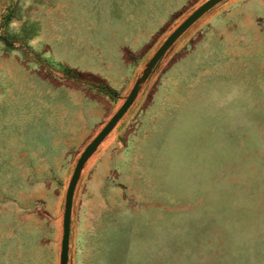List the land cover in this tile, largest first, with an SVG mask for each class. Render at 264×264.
Wrapping results in <instances>:
<instances>
[{
	"label": "rangeland",
	"instance_id": "obj_1",
	"mask_svg": "<svg viewBox=\"0 0 264 264\" xmlns=\"http://www.w3.org/2000/svg\"><path fill=\"white\" fill-rule=\"evenodd\" d=\"M174 1L115 59L97 28L135 26L145 0H0V217L39 212L52 232L78 154L203 0ZM240 1L173 41L84 162L69 264H264V14L233 27Z\"/></svg>",
	"mask_w": 264,
	"mask_h": 264
},
{
	"label": "crops",
	"instance_id": "obj_2",
	"mask_svg": "<svg viewBox=\"0 0 264 264\" xmlns=\"http://www.w3.org/2000/svg\"><path fill=\"white\" fill-rule=\"evenodd\" d=\"M241 9L231 11L233 20L231 23L236 28H256L255 17L259 13L264 14V0H242ZM174 0H145L143 2L141 13H136L131 23H137L135 26L127 28H97L99 34L105 35L104 42L116 51L118 58L119 50L122 48L136 49L147 39V37L156 29L154 28L164 18L165 14L174 6ZM215 21L214 28H228L227 22ZM145 24V28L141 26ZM102 34V35H103ZM83 104L77 106V109ZM69 111V110H68ZM67 117L66 127L69 131L70 113L64 112ZM75 129L85 127L86 120L80 116ZM64 120V119H63ZM74 121V120H72ZM33 208H44L41 204ZM28 208V207H27ZM62 217V214H61ZM61 217L51 218L54 225L52 232L48 234L47 217L41 213H26L22 216L0 217V264H58L60 237H61ZM69 243V237H68ZM70 245V243H69ZM70 251L67 249V264H69Z\"/></svg>",
	"mask_w": 264,
	"mask_h": 264
},
{
	"label": "water",
	"instance_id": "obj_3",
	"mask_svg": "<svg viewBox=\"0 0 264 264\" xmlns=\"http://www.w3.org/2000/svg\"><path fill=\"white\" fill-rule=\"evenodd\" d=\"M219 1L221 0H203L169 31V33L163 38V40L155 48L152 54L148 57L140 73L134 78L128 92L123 97L120 104L111 113V115L107 118V120L103 123L99 130L94 134V136L84 145V147L78 154L71 170V173L69 175L63 197L58 264H67L71 201L74 186L84 162L86 161L88 156L94 151V149L102 140V138L110 131V129L120 118V116L125 112L127 107L131 104L137 94L140 84L148 76V74L150 73L158 59L162 56V54L195 19H197L202 13H204L206 10H208L210 7H212Z\"/></svg>",
	"mask_w": 264,
	"mask_h": 264
},
{
	"label": "trees",
	"instance_id": "obj_4",
	"mask_svg": "<svg viewBox=\"0 0 264 264\" xmlns=\"http://www.w3.org/2000/svg\"><path fill=\"white\" fill-rule=\"evenodd\" d=\"M108 91V93H109V90H107Z\"/></svg>",
	"mask_w": 264,
	"mask_h": 264
}]
</instances>
